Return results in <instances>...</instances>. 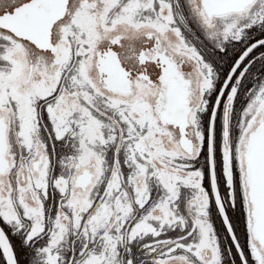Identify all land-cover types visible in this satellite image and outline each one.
Returning <instances> with one entry per match:
<instances>
[{"label":"snow or ice","instance_id":"1","mask_svg":"<svg viewBox=\"0 0 264 264\" xmlns=\"http://www.w3.org/2000/svg\"><path fill=\"white\" fill-rule=\"evenodd\" d=\"M0 264H264V0H0Z\"/></svg>","mask_w":264,"mask_h":264}]
</instances>
